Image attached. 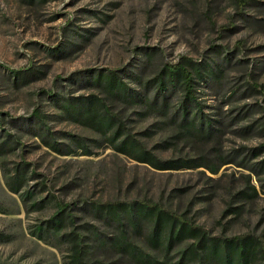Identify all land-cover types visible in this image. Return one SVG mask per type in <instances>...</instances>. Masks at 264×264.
Instances as JSON below:
<instances>
[{"label":"rangeland","instance_id":"rangeland-1","mask_svg":"<svg viewBox=\"0 0 264 264\" xmlns=\"http://www.w3.org/2000/svg\"><path fill=\"white\" fill-rule=\"evenodd\" d=\"M147 208L199 236L151 243ZM238 237L264 264V0H0V264H128L118 238L219 264Z\"/></svg>","mask_w":264,"mask_h":264},{"label":"trees","instance_id":"trees-1","mask_svg":"<svg viewBox=\"0 0 264 264\" xmlns=\"http://www.w3.org/2000/svg\"><path fill=\"white\" fill-rule=\"evenodd\" d=\"M182 72L184 71L182 70ZM170 73L175 74L176 72L170 71ZM183 82L186 88L187 98L192 99V97L190 96L191 94L190 76L187 73L185 74V72L183 75ZM122 151L126 152L125 149H123ZM142 159L145 162L147 161V163L149 162L152 165H155V163L151 162L149 158H147L146 156ZM9 189L12 192L17 191L12 186V183H9ZM144 210L146 211V214L149 217L155 216V228L149 237V241L153 244H156L157 246H159V244H161L162 242L161 240L162 231L165 230V228L168 226H170V230H169L170 242L180 241L179 239H181L185 235V233L188 236H193V237L199 236V234H196L197 230L194 229L187 230L185 224L172 215L164 214L161 211L157 212V210H155L154 208H147ZM120 211L122 214H124L126 213L127 210L126 208H122ZM120 211L113 207L107 208L105 210V215L106 218H110L112 221L116 222L118 226L124 227L125 224L122 223L123 218L119 214ZM139 223L140 222L136 216L131 215L129 217L128 225L130 228L137 229ZM177 227L179 228L178 232L176 231ZM127 239L118 238L116 239L113 245L119 250L121 257H125L127 259L128 264H159L158 261L153 259L151 256L143 253L136 245H134V243L128 242ZM199 239L203 243V237L201 238L200 236ZM255 246L256 244L254 243L251 244L248 237H238V238L226 240L224 242L214 240L211 242V244L208 247L203 248L202 251L209 257L219 261V264H250V258H254L256 254L259 253L260 251V249L258 251L254 250ZM76 249L77 248L74 249L75 255L72 256L70 264H86L83 259V252L77 251Z\"/></svg>","mask_w":264,"mask_h":264}]
</instances>
